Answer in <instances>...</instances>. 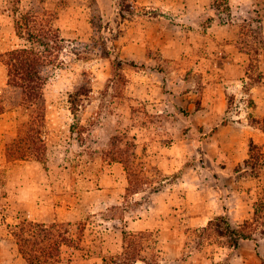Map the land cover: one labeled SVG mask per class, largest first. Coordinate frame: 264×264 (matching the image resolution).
I'll return each mask as SVG.
<instances>
[{"label": "rangeland", "instance_id": "obj_1", "mask_svg": "<svg viewBox=\"0 0 264 264\" xmlns=\"http://www.w3.org/2000/svg\"><path fill=\"white\" fill-rule=\"evenodd\" d=\"M14 2L0 0V263L28 264L32 222L82 227L48 264H125L129 248L136 264H264V0ZM32 10L54 31L41 161L6 146L30 120L5 55L29 45L15 20Z\"/></svg>", "mask_w": 264, "mask_h": 264}, {"label": "trees", "instance_id": "obj_2", "mask_svg": "<svg viewBox=\"0 0 264 264\" xmlns=\"http://www.w3.org/2000/svg\"><path fill=\"white\" fill-rule=\"evenodd\" d=\"M14 3L20 5L21 0H15ZM14 15L18 16V10L14 11ZM17 18L15 20L17 35L29 45L26 44L24 47L6 53L5 65L8 68V85L20 90L22 96L20 105L24 106L30 113V120L20 125L16 136L7 138L6 146L8 154L14 160L35 158L37 161H41L45 154L43 139L45 123L44 88L51 71V69H47L49 66H47L46 52L53 54L52 50H42V48H48L46 41L49 36L53 35L54 31L46 26L48 20L43 12L32 10ZM53 43H58V37L55 36ZM49 63L52 64V62ZM3 110L4 107L0 102V115ZM224 223L227 226L226 236H237L242 240L248 239L239 231L231 230L226 219H224ZM61 228L62 225L58 224L47 226L40 223H24L18 246H20L21 254L26 258L28 264H48L50 261L57 263L56 260L63 245L77 246L81 242L83 238L82 227L76 240L66 239ZM139 237L141 236L132 234L127 236L130 243L133 239L137 241ZM138 260H140L139 251L127 249L125 264H136Z\"/></svg>", "mask_w": 264, "mask_h": 264}, {"label": "crops", "instance_id": "obj_3", "mask_svg": "<svg viewBox=\"0 0 264 264\" xmlns=\"http://www.w3.org/2000/svg\"><path fill=\"white\" fill-rule=\"evenodd\" d=\"M1 264V263H0Z\"/></svg>", "mask_w": 264, "mask_h": 264}]
</instances>
